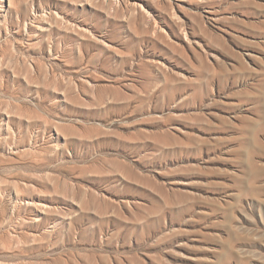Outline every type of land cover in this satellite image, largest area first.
I'll return each instance as SVG.
<instances>
[{
    "label": "rangeland",
    "instance_id": "374dc122",
    "mask_svg": "<svg viewBox=\"0 0 264 264\" xmlns=\"http://www.w3.org/2000/svg\"><path fill=\"white\" fill-rule=\"evenodd\" d=\"M0 264H264V0H0Z\"/></svg>",
    "mask_w": 264,
    "mask_h": 264
}]
</instances>
